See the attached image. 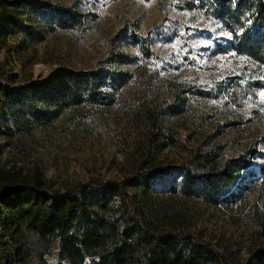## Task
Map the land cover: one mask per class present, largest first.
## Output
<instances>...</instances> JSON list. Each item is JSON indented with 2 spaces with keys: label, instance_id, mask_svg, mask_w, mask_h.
I'll return each instance as SVG.
<instances>
[{
  "label": "rangeland",
  "instance_id": "obj_1",
  "mask_svg": "<svg viewBox=\"0 0 264 264\" xmlns=\"http://www.w3.org/2000/svg\"><path fill=\"white\" fill-rule=\"evenodd\" d=\"M57 1L77 6L80 25L56 27L50 33L42 30L40 38L29 41L27 50L19 53L9 40L12 49L0 52V62L17 81L6 84L16 87L35 81L38 65L49 69L48 75L60 68L82 73L86 75L85 107H91V112L68 110L47 126L22 121L16 126L10 119L5 126L0 119V171H13L25 180L38 178L55 190L87 182L120 183L128 174L127 157L142 132L126 124L127 112L154 89L171 99L167 83H178L189 89L188 106L178 117L183 119L179 144L163 152V167L186 163L192 169L190 155L203 135H212L225 158H248L251 147L258 151L223 215L197 222L207 239L214 234L236 239L239 256L244 258L248 237L261 235L254 213L264 214V185L260 184L264 88H257L264 82L263 72L229 48V33L217 20L203 11L182 8L180 0ZM49 20L38 16L40 24L49 25ZM182 180V171L173 170L154 188L166 191ZM118 201L116 196L114 202ZM259 238L264 242V237ZM9 245L0 237L1 257L7 255ZM24 249L28 254L24 264H64L57 259V241L46 247L30 234Z\"/></svg>",
  "mask_w": 264,
  "mask_h": 264
},
{
  "label": "trees",
  "instance_id": "obj_2",
  "mask_svg": "<svg viewBox=\"0 0 264 264\" xmlns=\"http://www.w3.org/2000/svg\"><path fill=\"white\" fill-rule=\"evenodd\" d=\"M180 2L184 9L217 20L229 33V48L255 63L264 79V0ZM38 16L52 21L40 24ZM81 18L76 5L67 7L57 0H0V52L11 51L9 40L15 53L26 51L40 31L72 29ZM85 78L60 68L39 83L8 92L6 83H16L17 78L0 62V119L5 126L10 121L16 126L21 121L47 126L68 110L91 112L85 107ZM167 87L171 99L154 89L125 116L128 126L142 132L127 157L128 174L122 182H87L55 190L38 178L25 180L13 171H0V237L10 243L0 264H24L30 234L46 247L57 241V259L64 264H264V242L259 238L264 237L263 213H254L261 235L248 237L244 258L233 237L214 234L207 239L197 229L200 219H218L229 208L257 149L248 148V158H225L212 135H203L190 155L192 169L186 163L163 167V152L179 144L183 119L178 117L188 106L189 90L175 82ZM257 88H264V82ZM177 169L183 173L179 186L154 188Z\"/></svg>",
  "mask_w": 264,
  "mask_h": 264
},
{
  "label": "bare ground",
  "instance_id": "obj_3",
  "mask_svg": "<svg viewBox=\"0 0 264 264\" xmlns=\"http://www.w3.org/2000/svg\"><path fill=\"white\" fill-rule=\"evenodd\" d=\"M50 73V70L42 65H38L34 69V80L39 81Z\"/></svg>",
  "mask_w": 264,
  "mask_h": 264
},
{
  "label": "water",
  "instance_id": "obj_4",
  "mask_svg": "<svg viewBox=\"0 0 264 264\" xmlns=\"http://www.w3.org/2000/svg\"><path fill=\"white\" fill-rule=\"evenodd\" d=\"M50 76H51V75H48L47 77H45V78L42 79V80H39V81H30L29 83H26V84H36V83H39V82H41V81L47 79V78L50 77ZM22 85H23V84H22ZM22 85H20V86H22ZM20 86H16V87H15V86H12V85H6L5 89H6L8 92H12V91L18 89Z\"/></svg>",
  "mask_w": 264,
  "mask_h": 264
}]
</instances>
